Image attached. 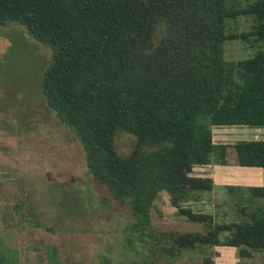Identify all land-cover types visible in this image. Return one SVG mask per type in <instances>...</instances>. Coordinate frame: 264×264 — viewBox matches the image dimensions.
<instances>
[{
	"label": "trees",
	"instance_id": "1",
	"mask_svg": "<svg viewBox=\"0 0 264 264\" xmlns=\"http://www.w3.org/2000/svg\"><path fill=\"white\" fill-rule=\"evenodd\" d=\"M247 13L256 16L251 29L225 32L227 18ZM10 22L51 47L41 91L81 142L91 175L136 216L164 189L181 214L205 225L156 235L168 255L214 244L242 256L264 249V207L215 221L187 204L213 186L194 165L214 156L264 167V139H213L214 126L264 124V46L236 61L223 55L226 38L264 45V0H0V25ZM118 130L135 136L125 155L115 146ZM248 188L264 196V183ZM46 250L48 264L61 263L53 245ZM108 261L100 254L96 264ZM0 264H17L16 251L1 242Z\"/></svg>",
	"mask_w": 264,
	"mask_h": 264
},
{
	"label": "rangeland",
	"instance_id": "2",
	"mask_svg": "<svg viewBox=\"0 0 264 264\" xmlns=\"http://www.w3.org/2000/svg\"><path fill=\"white\" fill-rule=\"evenodd\" d=\"M252 1L225 4L245 6ZM255 21L250 13L227 18L225 32L249 30ZM223 46L224 58L236 61L264 45L250 37L226 38ZM51 53V47L31 37L22 24L0 25V242L5 250L16 251L17 264H48L47 245L55 247L60 264H96L100 254L109 257L107 264L136 259L140 264H208L205 257L212 258L209 264H224L231 252H238L233 245L214 244L168 255L156 235L202 231L205 225L181 214L164 189L145 215L136 216L91 175L81 142L41 91ZM254 138L264 139V124L213 127L216 142ZM134 139V134L118 130V152L127 154ZM249 171L230 169L223 178L214 156L207 165H194L193 174L210 176L213 186L196 192L187 204L210 212L215 221L247 218L254 208L264 207V196L248 188L264 183V171Z\"/></svg>",
	"mask_w": 264,
	"mask_h": 264
},
{
	"label": "crops",
	"instance_id": "3",
	"mask_svg": "<svg viewBox=\"0 0 264 264\" xmlns=\"http://www.w3.org/2000/svg\"><path fill=\"white\" fill-rule=\"evenodd\" d=\"M209 163H207V164H209ZM207 164H204V165H207ZM219 165H220V167H221V169H222V171L224 173L223 178H228L226 173H229L230 169L241 170L243 172L250 170L249 172H260V173H261V171H264V167L263 166H250V167H255V168L245 169L244 166H246V165L222 164L220 162H219ZM254 184H263V183L256 182V183H253V185ZM234 248L237 250L236 246H234ZM237 253H238L237 251L231 252V256L232 257L228 255V257H226L224 259V261H225L224 264H236L238 262L240 264H264V249L253 250V254L251 256H242V255H240L241 257H239L237 255Z\"/></svg>",
	"mask_w": 264,
	"mask_h": 264
}]
</instances>
